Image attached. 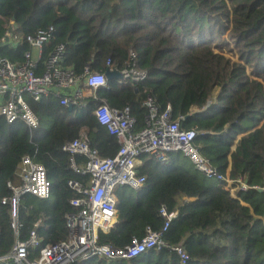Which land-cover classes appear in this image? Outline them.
<instances>
[{
  "label": "trees",
  "instance_id": "trees-1",
  "mask_svg": "<svg viewBox=\"0 0 264 264\" xmlns=\"http://www.w3.org/2000/svg\"><path fill=\"white\" fill-rule=\"evenodd\" d=\"M11 21L20 41L0 48V57L14 64L29 50L25 38L48 27L55 36L41 62L63 44L61 67L76 75L86 66L102 74L119 71L134 52L146 79L107 80L96 97L110 108H128L133 133L145 128L144 101L150 98L158 112L170 106L172 121L181 119L183 129L198 133L199 154L220 175L247 187L232 196L236 184L226 189L181 154L169 153L166 163L142 155L138 172L145 186L114 191L119 219L109 232H99L98 242L119 249L143 238L146 229L160 232L164 206L168 213L179 211L162 235L168 247L135 259L77 264H182L174 247L186 252L185 264H264V0H0V38ZM25 100L38 119L36 130L0 117V202L11 197L8 183H18L22 157L43 166L49 197L25 195L18 212V239L25 241L35 229L41 248L66 240L65 216L76 211L70 201L78 197L68 182L89 184L71 167L72 158L77 169L86 159L62 147L85 132L90 149L105 159L115 156L119 144L97 123L99 102L91 97L71 111L49 97ZM14 241L9 207L0 203V256Z\"/></svg>",
  "mask_w": 264,
  "mask_h": 264
},
{
  "label": "built area",
  "instance_id": "built-area-1",
  "mask_svg": "<svg viewBox=\"0 0 264 264\" xmlns=\"http://www.w3.org/2000/svg\"><path fill=\"white\" fill-rule=\"evenodd\" d=\"M54 36L53 27L27 36L25 42L29 50L23 54V62L20 64L0 57V117L8 124L20 121L30 130H36L39 122L30 110L26 97L36 102L49 97L57 99L62 107L79 108L84 101L85 90L93 100L99 102L94 111L95 119L109 135L117 139L119 149L114 157L101 159L95 150L90 149L85 133H80L78 138L62 147L63 152L86 159L84 168L77 169L72 158L71 167L77 173L87 175L89 184L84 186L77 182H68V186L78 195L70 201L71 207L76 211L65 216L68 239L56 244H46L41 248L35 229L28 234L25 241L18 239V212L20 200L25 195L47 199L50 195V183L43 166L28 156L22 157L16 171L20 184L14 186L8 183L11 197L3 198L0 202L1 205L9 207L10 227L15 237L9 252L0 256V264H77L92 259H135L149 250L168 247L162 235L178 217L179 211L168 213L164 206L159 209V215L164 219L160 232L146 229L143 238H133L127 246L119 249L98 242L99 232H109L117 224L114 191L119 187H129L137 191L145 186V179L138 172L142 155H149L161 163H166L169 153H178L187 158L206 178L225 182L226 189L234 184L237 185L235 190L247 189L240 180L231 181L220 175L199 154L194 145L198 133L183 129L181 119L172 121L170 106L158 112L150 98L144 101L143 106L149 111L145 128L133 133L135 121L130 117L128 108H110L95 95L98 90L107 87L105 74L92 71L88 66L84 68L82 75L62 68L65 52L63 44L55 46L47 54L45 61L41 62L43 50L52 43ZM19 41L20 38L15 39L9 29L0 38V48L15 47ZM106 65L109 66L110 62L107 61ZM116 72L120 75L119 81L130 83H140L147 76L146 72L137 69L136 55L132 51L129 53V63ZM172 250L180 257L181 263L185 264L188 259L186 252L180 247ZM34 253L36 255L32 257Z\"/></svg>",
  "mask_w": 264,
  "mask_h": 264
},
{
  "label": "crops",
  "instance_id": "crops-1",
  "mask_svg": "<svg viewBox=\"0 0 264 264\" xmlns=\"http://www.w3.org/2000/svg\"><path fill=\"white\" fill-rule=\"evenodd\" d=\"M10 24L12 25L11 28L13 29L14 25L12 24V21L10 22ZM11 28H10V29H11ZM83 93H84V100H85L86 98H89V97H90V93H89V92H87V91L84 90ZM27 98H29V97H27ZM25 99H26V98H25ZM83 102H84V101H83ZM83 102H82V103H83ZM81 106H82V104H81ZM195 110H196V109H195ZM195 110H194V111H195ZM80 133H85V132H80ZM232 149H234V146L232 147ZM115 155H116V154H115ZM140 164H141V161H140ZM139 166H140V165H139ZM17 181H18V183H16V184H12V185H14V186H18V185L20 184V181L18 180V178H17ZM230 191H231L232 196H234L236 190H235V189H233V190L231 189ZM116 201H117V200H116ZM183 201H185V202H190V201H192V199H186V198H184ZM176 210H177V209H175L174 211H176ZM118 219H119V218H118V215H117V222H118ZM36 223H37V227H39V225H40V221H38V222H36ZM36 223H35V224H36ZM34 226H35V225H34ZM39 238H40V237H39ZM67 239H68V235H67V237H66V240H67ZM66 240H65V241H66ZM40 241H41V238H40ZM14 242H15V241H14ZM61 242H62V241H61ZM12 246H13V245H12ZM11 248H12V247H11ZM11 248H10V249H11ZM8 252H9V251H8ZM8 252H7V253H8Z\"/></svg>",
  "mask_w": 264,
  "mask_h": 264
},
{
  "label": "water",
  "instance_id": "water-1",
  "mask_svg": "<svg viewBox=\"0 0 264 264\" xmlns=\"http://www.w3.org/2000/svg\"><path fill=\"white\" fill-rule=\"evenodd\" d=\"M105 76L107 78V80H110V79H117V80H120V75L116 72V71H107L105 73ZM68 110L71 111L72 108L71 107H68Z\"/></svg>",
  "mask_w": 264,
  "mask_h": 264
},
{
  "label": "rangeland",
  "instance_id": "rangeland-1",
  "mask_svg": "<svg viewBox=\"0 0 264 264\" xmlns=\"http://www.w3.org/2000/svg\"><path fill=\"white\" fill-rule=\"evenodd\" d=\"M11 30H12V33L14 34V36H15V39H19V37L17 36V31H15V28L13 27V29L11 28Z\"/></svg>",
  "mask_w": 264,
  "mask_h": 264
}]
</instances>
